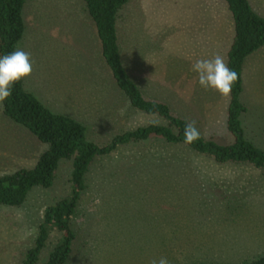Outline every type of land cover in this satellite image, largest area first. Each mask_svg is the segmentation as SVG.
Segmentation results:
<instances>
[{
  "label": "rangeland",
  "instance_id": "rangeland-1",
  "mask_svg": "<svg viewBox=\"0 0 264 264\" xmlns=\"http://www.w3.org/2000/svg\"><path fill=\"white\" fill-rule=\"evenodd\" d=\"M264 18V0H248ZM17 49L31 54L24 88L52 112L107 143L139 125L165 121L132 108L106 65L83 0H27ZM124 66L144 96L195 121L204 138L232 141L229 96L198 84L192 64L227 58L233 19L224 0H127L116 23ZM240 100L246 134L264 149V45L248 55ZM47 145L5 116L0 104V175L31 168ZM72 161L61 159L51 186H34L20 206L0 205V264H21L45 208L72 190ZM64 264L241 263L264 253V168L217 163L186 145L151 138L93 158L85 175ZM39 263L61 238L51 229Z\"/></svg>",
  "mask_w": 264,
  "mask_h": 264
},
{
  "label": "trees",
  "instance_id": "trees-1",
  "mask_svg": "<svg viewBox=\"0 0 264 264\" xmlns=\"http://www.w3.org/2000/svg\"><path fill=\"white\" fill-rule=\"evenodd\" d=\"M27 0H0V57L16 50L23 36L25 22L22 10ZM233 19V38L227 50V66L238 73L226 109V128L232 141L220 144L211 138L184 143V127L188 121L170 111L168 104L144 96L137 82L124 66L116 23L127 0H83L100 42L102 57L112 77L130 106L140 113L156 114L165 123L152 122L116 133L105 144L87 140L85 125L76 119L52 112L24 88L23 79L15 83L12 95L1 104L2 113L33 133L47 145L31 168H20L0 175V205L20 206L34 186L49 187L61 159L72 161V190L69 195L45 208L33 246L21 264H64L75 234L71 229L81 192L86 188V172L94 157L110 155L119 145L151 138L173 145H186L217 163L248 164L264 168V149L248 138L242 115L247 110L240 100L242 70L248 55L264 45V18L254 12L248 0H224ZM61 233L47 260L39 263V254L51 236V229ZM190 264H264V253L241 263L195 262Z\"/></svg>",
  "mask_w": 264,
  "mask_h": 264
},
{
  "label": "clouds",
  "instance_id": "clouds-1",
  "mask_svg": "<svg viewBox=\"0 0 264 264\" xmlns=\"http://www.w3.org/2000/svg\"><path fill=\"white\" fill-rule=\"evenodd\" d=\"M33 71L31 54L21 49L0 57V104L12 95L13 85L27 78ZM197 74L198 84L205 90H215L228 97L232 86L239 79L238 73L231 70L224 56L215 54L211 58H200L192 64ZM201 138L195 121H187L184 127V143L192 144ZM149 264H170L167 257L152 258Z\"/></svg>",
  "mask_w": 264,
  "mask_h": 264
},
{
  "label": "crops",
  "instance_id": "crops-1",
  "mask_svg": "<svg viewBox=\"0 0 264 264\" xmlns=\"http://www.w3.org/2000/svg\"><path fill=\"white\" fill-rule=\"evenodd\" d=\"M123 53V52H122ZM122 59H123V56H122ZM124 62V61H123Z\"/></svg>",
  "mask_w": 264,
  "mask_h": 264
}]
</instances>
